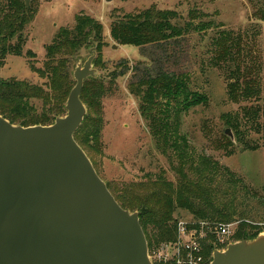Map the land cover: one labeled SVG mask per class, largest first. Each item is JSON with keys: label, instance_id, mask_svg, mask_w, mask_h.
Listing matches in <instances>:
<instances>
[{"label": "rangeland", "instance_id": "rangeland-1", "mask_svg": "<svg viewBox=\"0 0 264 264\" xmlns=\"http://www.w3.org/2000/svg\"><path fill=\"white\" fill-rule=\"evenodd\" d=\"M28 6L34 8L35 15L22 33L25 39L22 54L5 57L0 64V81L15 80L40 87L44 97H51L52 89L48 88V80L34 69L43 70L45 47L59 30L71 32L75 17L80 14L103 26L104 68L94 65L95 54L92 69L109 90L102 99L100 138L97 143L88 142L87 156L115 195L122 201L133 202L134 195L151 193L160 187L158 206L169 208L170 218L176 223L199 225L206 231L215 224H233L237 231L241 223H247L264 233V21L259 20L264 12V0H28ZM151 7L175 11L177 18L172 23L178 27L190 23L194 30L160 47L120 46L110 38L109 26L115 18ZM221 32L241 37L242 49L239 48L237 55L244 64L243 71L237 60L236 67L229 59L216 60L215 41ZM95 46L96 42L92 41L71 54L67 49L62 50L58 58L66 60L64 72L68 81L74 82L73 71L87 61ZM121 64L128 71L112 79L114 73L123 70ZM232 67L235 76L230 75ZM147 69L151 75L162 71L180 76L190 91L207 99L205 105L187 111L178 103L164 107L166 99H158V105L162 106L158 111L166 110L170 123H174L172 138L180 133L187 138L190 161L186 164L185 158L186 163L181 167L192 191L202 186L207 188L204 202L196 198V193L183 191L188 184L184 183L185 176L177 173L179 149L164 148V154L163 147L156 148L148 122L142 117L139 99L129 91L130 83L145 76ZM235 80L239 85L246 83L241 90L255 80L256 94L239 95L237 100H231L228 84ZM31 96L29 102L36 115L54 103L52 98L44 103L43 97ZM87 116L94 114L86 107ZM13 124L19 125L20 121L14 120ZM226 130L232 139L225 134ZM188 195L201 208L211 209L205 202L215 209L223 208L230 219L220 222L194 218L186 205L180 203ZM238 241L233 236L230 244Z\"/></svg>", "mask_w": 264, "mask_h": 264}, {"label": "water", "instance_id": "water-1", "mask_svg": "<svg viewBox=\"0 0 264 264\" xmlns=\"http://www.w3.org/2000/svg\"><path fill=\"white\" fill-rule=\"evenodd\" d=\"M91 53L73 71L64 116L28 127L0 116V264H153L138 213L118 204L74 139L84 82L98 79ZM210 264H264V233L214 251Z\"/></svg>", "mask_w": 264, "mask_h": 264}, {"label": "trees", "instance_id": "trees-1", "mask_svg": "<svg viewBox=\"0 0 264 264\" xmlns=\"http://www.w3.org/2000/svg\"><path fill=\"white\" fill-rule=\"evenodd\" d=\"M34 15V8L26 6L23 0H0V64L6 56H21L22 48L25 44L22 33L25 27L33 20ZM176 18L177 14L175 11L156 10L151 7L137 14H125L122 17L115 18L110 23L109 35L120 46L128 45L135 48L160 47L194 30L190 23L183 27L174 25L172 22ZM259 20L264 21V12L259 16ZM75 23V27L71 32L66 29H60L52 43L45 47L46 60L43 70L34 69V72L40 77L48 80V88L52 89L53 92L51 97H44L40 87H35L26 82L15 80L0 81V116L11 124H13L14 120H18L20 121L19 125L23 127L48 126L54 122L58 115L65 113L63 109L75 82L68 81L67 72H64L66 60L58 58L62 55V50L67 49L68 53L71 54L81 46L94 41L96 42L97 54L94 65L101 70L104 68L101 60V50L104 46L102 41L103 26L97 20L83 14L75 17ZM202 28L200 27L199 31H202ZM240 42V36L221 32L215 41L217 48L216 60L223 62L229 59L234 64V67H236L235 61L237 60L238 66L243 71L244 64L238 59L237 55L239 48H241ZM27 54L30 55L31 53L28 52ZM119 67L123 68V70L118 74L114 73L112 79L122 77L128 71V68L122 66V64ZM234 67L231 69V76L236 74ZM134 70H137V68ZM147 70L148 72L145 76L138 81L130 83L129 91L131 95L139 99L142 117L148 122L147 127L156 148L161 149L163 147V152L164 148L179 149L177 157L180 162L177 173L181 177L185 176L184 183L188 184L184 185L186 189L183 191L185 193H196V198L203 201L205 199L203 194L207 192V188L202 186V188L192 191L191 185H189V181L181 167L184 162L186 163L185 158L189 157V155L191 156L187 138L182 133H180L179 137L172 138L170 132L174 123H170L166 110L158 111L162 107L158 105V99H166L164 107L170 106L172 103H178L179 106H183L184 111L194 106L205 105L207 99L203 95L190 91L184 78L180 76L167 74L162 71L151 75L149 69ZM250 82L244 86L243 90H241V87L246 83L239 85L237 80L229 82L228 93L230 99L235 101L239 95L248 97L256 94V81ZM108 90L109 87L100 79H88L84 82L81 101L92 111L94 117H84L82 124L74 135V139L86 154L88 142L97 143L99 141L102 129V99L106 96ZM31 95L43 97L44 103L49 102L52 98L54 103L47 111L36 115L33 106L29 102L32 98ZM236 139L239 141L238 135H236ZM188 161L190 160L187 158L186 164H189ZM197 184L199 185V182H196L195 186H198ZM106 185L123 209L138 213L149 252L157 248L161 243H171L176 240V222L170 218V209L158 206L159 197L162 193L160 187L158 189L156 187L151 193L146 194L144 192L138 196L134 195L132 199L134 201L129 202L122 201L118 195L113 193L108 184ZM188 196L180 203L186 205L187 211L192 213L194 218L214 219L220 222H227L230 219L231 216L223 211V208L215 209L209 202L205 203L211 208L210 210L201 208L197 205L193 196ZM258 234L257 226L241 223L234 236L237 240L242 241L252 240ZM209 238L213 240L212 237ZM207 250L210 256L212 247L208 246Z\"/></svg>", "mask_w": 264, "mask_h": 264}, {"label": "built area", "instance_id": "built-area-1", "mask_svg": "<svg viewBox=\"0 0 264 264\" xmlns=\"http://www.w3.org/2000/svg\"><path fill=\"white\" fill-rule=\"evenodd\" d=\"M235 233L233 224H215L206 231L199 225L179 222L176 223V240L148 251V255L151 262L164 264H210L212 253L225 250ZM208 246L212 247L210 256Z\"/></svg>", "mask_w": 264, "mask_h": 264}]
</instances>
